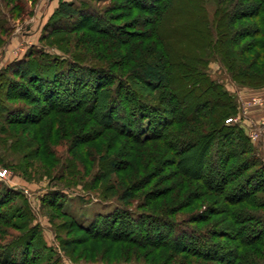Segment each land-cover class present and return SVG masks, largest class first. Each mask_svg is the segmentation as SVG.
Wrapping results in <instances>:
<instances>
[{
	"label": "trees",
	"instance_id": "obj_1",
	"mask_svg": "<svg viewBox=\"0 0 264 264\" xmlns=\"http://www.w3.org/2000/svg\"><path fill=\"white\" fill-rule=\"evenodd\" d=\"M5 1L16 16L27 13L24 0ZM95 1L59 0L39 45L0 72V126L32 128L11 134L12 149L27 158L53 157L54 135L72 142L84 170L95 172L99 198L120 209L88 228L70 220L85 249L65 250L69 242L57 237L58 251L45 242L22 194L0 184V264H63L62 256L77 264L72 253L93 251L90 242L113 243L110 252L117 244L155 246L204 264H264V159L242 125L226 123L237 115L238 101L209 75L210 62L218 60L238 86L264 87V0H109L118 5L106 11ZM208 5H214L212 19ZM5 25L1 17L0 30ZM77 32L89 43L83 53L64 51L63 37L46 43ZM88 57L100 63H88ZM10 101L30 107L12 108ZM102 138L101 152H89ZM161 162L172 171L157 179ZM65 166L72 177L75 164ZM154 181L142 199L155 213L105 195L114 188L115 194L144 190ZM164 183L169 185L160 188ZM47 197L49 203L60 198L56 207H63L61 193ZM179 206L199 209L185 225L215 219L222 229L190 227L176 237L181 222L172 216ZM123 221L149 233L165 224L174 239L150 246L141 232L140 244L131 239L136 232L124 237V230L113 229ZM107 222L112 227L102 232L98 226Z\"/></svg>",
	"mask_w": 264,
	"mask_h": 264
},
{
	"label": "rangeland",
	"instance_id": "obj_2",
	"mask_svg": "<svg viewBox=\"0 0 264 264\" xmlns=\"http://www.w3.org/2000/svg\"><path fill=\"white\" fill-rule=\"evenodd\" d=\"M26 11L27 13H14L11 10V6L6 4L5 0H0V18L6 20V25L4 30H0V72L3 71L8 65L12 64L15 61H18L24 57L26 52L33 46L39 45V37L42 33L43 28L47 25L49 18L52 16L56 8L58 7L59 0H37L36 2H28L26 0ZM66 2H71L72 0H64ZM98 10L106 11V9L111 8L112 6L118 5L117 3L111 2L109 0H97L94 2ZM113 8V7H112ZM208 16L210 19L213 18L214 14V5H208ZM59 37L64 38V42L60 43L59 46L65 51L70 53H78L87 51V44L84 40L85 37H82V32L75 34H66V35H56L50 37L46 43H50L51 40L57 39ZM84 41V43H83ZM87 56V55H86ZM88 63H100L96 58L88 57ZM209 75L211 78L219 83H221L229 92L235 95L238 101V112L234 117L235 119H240L239 124L242 125L247 131L259 128L262 124L256 122L254 118L249 127H246L248 121L246 117L251 116L250 113L255 109L264 107V87L258 89H251L247 87L238 86L233 82L231 77L227 72L224 71L223 66L218 60H212L209 64ZM257 102H253V101ZM8 104L12 107L19 108H29L30 106L21 101H10ZM263 109V108H261ZM244 110V114L242 112ZM255 123H254V122ZM7 128V133L5 135L0 134V139L5 142H0V169L7 170V175L4 179L0 180V184L4 187H8L13 192H19L22 194L24 201H26L29 210L34 219V223L38 225L43 234V238L48 246L58 249V240L62 242H69V244L63 243L65 250H84L85 244L80 243V239L83 238V234L76 229L71 230L70 220H74L79 226L88 228L95 221L99 219H104L107 216H112L117 213L120 209L119 206L114 201L103 200L100 197L102 191L99 188V184L93 182L92 175H94V170L85 171L84 164L77 159V156L80 155V151L77 148L72 150V142L69 140L56 137L52 138L53 145L50 146L53 157L44 158L42 157H24L22 153L14 151L12 149L13 142L15 141L11 136L12 133L17 135H25L31 132L30 129L26 128L24 125L18 126H0ZM248 131V132H249ZM249 136V134H248ZM264 139V138H262ZM106 140L104 138L97 140L93 145L89 146V152H94L95 154L101 152V148L104 147L103 144ZM256 146V145H255ZM96 147V148H95ZM259 149L260 156L264 159V146L259 144L256 146ZM104 150V149H103ZM102 150V153L104 152ZM114 152V150H113ZM66 163L75 164V174L71 177L68 175V170L63 171L66 167ZM192 165V164H189ZM194 165V164H193ZM68 168V167H66ZM60 171H63L64 177H60ZM159 171L162 174L157 178H162L164 176H169L172 170H169L167 166L161 165ZM158 171V172H159ZM62 174V175H63ZM115 178V176H113ZM113 178V179H114ZM145 184V183H144ZM83 185H86L87 189L83 188ZM114 185V184H113ZM137 185V184H136ZM160 185V184H159ZM160 188L169 185L161 184ZM156 186L154 183L143 189L134 188L132 191L127 193L123 190L118 194L115 188L112 191H109L105 195L109 198L119 199L123 203L126 202L130 207L143 209L145 211L153 212V209L150 206L144 205L147 203V200L142 199L148 191H151ZM159 188V189H160ZM51 191L59 192L62 194L63 207L59 209L56 207V203L60 201V198L54 200L53 206L48 202L47 194ZM122 193V194H120ZM123 195V198L121 199ZM132 195L131 197H129ZM121 196V197H120ZM46 197V198H45ZM12 199L16 201H21L17 196L13 195ZM208 205V204H206ZM179 206V209H181ZM200 209H204L201 207ZM199 209L193 210H182L174 213L172 218L178 222V226L174 229V233L177 236L182 232H189L193 228L198 227L199 229L206 230L207 227H211L217 231L221 230V226H216V220L213 219L210 222H200L190 225H185L187 218L192 217L197 213ZM163 211H158L156 213L162 214ZM66 215V216H63ZM126 221L118 223L114 226L115 229L119 231L124 230L128 237L131 234V239L140 244L141 239L144 237L141 235V232L147 234V238L152 241H149V245H156L158 243H165L172 241L173 236L169 234L168 226L162 223H157L154 226V231L147 232L145 228L134 225L133 223L126 228ZM143 223H152V222H143ZM145 225V224H144ZM214 225V226H213ZM104 227L111 228L112 224L108 222L100 224L99 229L103 232ZM142 228V229H141ZM187 228V229H185ZM113 231V230H112ZM57 233V236H56ZM217 241H221L227 245L230 243L227 240H220L216 238ZM156 242V243H155ZM90 248H93V251H84L83 255H78L77 253H72V256L77 261V264H109L117 262H128L127 264H139V263H152L153 258H158V264H204L197 258L190 257L189 255L183 253L171 252L168 249H158L155 246L149 247H134L132 245H121L117 244L114 247L113 251H108L107 249L113 246V243L109 242H90ZM89 247V246H87ZM87 249V248H86ZM92 250V249H91ZM122 250H128L126 253H122ZM137 252V253H136ZM63 258V264H71L66 258ZM155 264V263H153ZM215 264V263H210Z\"/></svg>",
	"mask_w": 264,
	"mask_h": 264
},
{
	"label": "built area",
	"instance_id": "obj_3",
	"mask_svg": "<svg viewBox=\"0 0 264 264\" xmlns=\"http://www.w3.org/2000/svg\"><path fill=\"white\" fill-rule=\"evenodd\" d=\"M253 102H257V101H253ZM243 114H244V110H242ZM245 118H247L245 115H243ZM240 120V119H239ZM238 119L235 118H230L228 120H226V123H239ZM261 129H254L249 131V138L251 141H257L260 140L262 138H264V121H262L261 126L259 127ZM7 175V170L4 169H0V180L4 179Z\"/></svg>",
	"mask_w": 264,
	"mask_h": 264
},
{
	"label": "crops",
	"instance_id": "obj_4",
	"mask_svg": "<svg viewBox=\"0 0 264 264\" xmlns=\"http://www.w3.org/2000/svg\"><path fill=\"white\" fill-rule=\"evenodd\" d=\"M263 108V109H261ZM259 109H255L254 111H252L251 116L249 115V117H247V120L248 122H246L247 126L246 127H249V125L252 123V119L251 118H254V120H256V122H260L261 120L264 119V107H261ZM264 121V120H263ZM254 122V121H253ZM255 123V122H254ZM249 124V125H248ZM246 130V129H245ZM249 129L247 131H245L247 133V135L249 134ZM254 145H260V146H264V139H260V140H257V141H252Z\"/></svg>",
	"mask_w": 264,
	"mask_h": 264
}]
</instances>
